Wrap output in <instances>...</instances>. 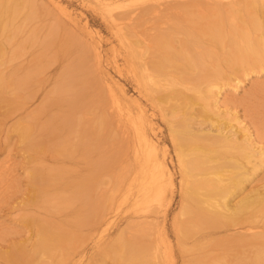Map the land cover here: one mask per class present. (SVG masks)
I'll return each mask as SVG.
<instances>
[{
  "label": "bare ground",
  "instance_id": "bare-ground-1",
  "mask_svg": "<svg viewBox=\"0 0 264 264\" xmlns=\"http://www.w3.org/2000/svg\"><path fill=\"white\" fill-rule=\"evenodd\" d=\"M91 1L87 0L89 3ZM119 1L121 0H95V4L105 9L108 16L107 21L112 29L117 31L118 40L123 48L124 66L136 83L139 93L151 102L154 112L158 110L159 116L162 117L168 126L174 151L177 154L179 171L181 172L179 191L182 199L179 207L180 211L176 215L177 218L174 215L173 223L175 228H173L176 233V244L180 254L183 255L184 263L219 264L222 260L220 264H264V226L261 231L252 232V234L249 232L251 234L249 237L252 238L251 241L245 238L246 235H242L245 229L242 226L243 230L237 229L238 232L235 235L232 233L228 238L226 237L227 239H223L220 243L218 242L219 246L223 243L225 245L220 246L219 248L221 249L214 253L209 251L211 248L207 250L209 244L205 243L208 240L209 242L213 241L210 239L215 232H209V229L224 228L228 231L230 227L242 225V212L248 211L251 213L252 211H249L252 209L251 207L255 208L258 203L261 204L264 201L259 195V189L249 191L241 200L234 202L233 198L243 188L244 184L255 175L259 167L264 165V117H260L261 111H257L254 107L255 105L252 106L253 109L251 110L249 104V108H247L251 113L250 116L253 117L251 118L250 126V124L243 123L236 115V111H233V113L228 112L225 107L226 102L219 103V95L223 92V86L227 84L224 80L228 82L234 81V88L237 89L250 72L255 73L257 70H264V20L260 15V19L257 18L262 21L257 22L258 19L254 16L255 14L258 15V4L256 5L254 0H135L138 1L136 2L137 6L132 8L130 4H128V7L125 5L127 1L125 4L123 3L126 7L120 4ZM131 1L133 2V0ZM261 1L263 2V0ZM114 3H117L120 7L124 6L125 10L121 13H116L115 11V14L113 10L117 5ZM63 4L62 0H0V30L4 31L7 28L9 30L11 29L10 26L12 27L5 42L7 45L0 43V91H2L3 95L5 94L7 97V99L5 98L6 101L9 102L10 107L13 109L11 110L12 114H10L18 117V126L24 129L22 131L27 133L28 138L31 136L32 143L30 146L33 145L32 148L36 151L39 146L41 147V144H39L42 141L41 136H44V133L48 130L50 135L47 132L46 136L51 138L53 145L57 146L60 142L58 135L62 133L60 131L62 128L59 130L60 133L58 129L56 130L59 134L51 131L54 129L51 128V123L54 120L63 122L65 135L60 137L65 138L64 140L67 138L70 140L73 137L77 138V136L82 134L78 132L85 130L87 127L88 130H91L89 129L91 124L96 127V129L93 127L95 130L92 133L100 136L98 138L94 136L97 140L108 136L103 134L104 132L96 133V131L99 132L97 127L100 128V131L105 129L103 127L111 128L107 127L112 121L110 119L111 114L107 113L110 101L108 96H106L107 99L102 98L104 96L102 91L107 95V89L110 90V93H113L111 92L113 88L101 85L98 75L91 73L88 69L92 64L91 62L89 64V61L93 58L89 53L79 48L82 51L79 54L81 56L77 57L78 53H76L75 57L77 58L74 59L71 56L73 59L70 61L68 59L66 64L61 61L64 62V66L59 67V65L54 68L55 71L57 70L55 73L50 71L51 66L47 63L49 61L47 59L51 56L49 51H56V49L60 51L70 50V43L66 42L71 36H74L72 33L68 34L69 32L66 37H61L58 34V30H60L58 24L61 26L62 18H55L52 15V9H56L59 16L64 15V19L67 16L72 18V15L67 11L68 5L65 6ZM262 5L263 3L261 7ZM117 8L119 10V7ZM200 13L203 14V18L198 17ZM242 13L247 15V21L242 20L240 22V18L243 17ZM19 15L22 18L15 24V20ZM188 16L191 17L190 20L193 19L192 23L188 21ZM49 17L52 18L49 21L50 23L47 24V18ZM38 19L39 22H42V25L37 26V28L34 27L32 31L29 24ZM183 22L187 23L184 24ZM193 22L201 24L199 25L201 28L197 26L194 29ZM65 23L69 27L72 24L71 19H67ZM35 24L38 25L36 22ZM45 28L46 32L44 34ZM75 31L78 33L77 30ZM25 32L27 33L26 36L21 37V40H17V37ZM2 33H6V30ZM65 39L67 40L65 41ZM14 41L15 44L13 45L12 42ZM83 43L85 45V41ZM216 44L218 45L217 48L219 45L224 48L223 54L226 58L234 55L235 52L233 51L232 53L230 49L232 46L237 51L236 55L238 56H232V60L230 59L232 62L224 60L232 64L229 74H222V70L215 71L218 70V65H221L219 63L216 66L214 63V67L208 66L209 69L206 68L207 60L204 58L205 56L214 57L216 61L218 58L221 60L220 55L217 58L218 52H216L218 53L217 55L214 53V56L211 54ZM55 45L57 46L55 47ZM212 46H214L213 49L211 48ZM33 47H35V51L27 55V52ZM86 48L85 50H87ZM95 52L97 51L95 50ZM23 56L27 58L23 61L15 62L16 59ZM92 66L94 67L93 64ZM210 71L215 72H211V74ZM239 73L243 77H239L240 75H237ZM213 74H215L214 81L212 80ZM232 75L236 76L233 78ZM205 83L208 84L205 86ZM257 85L262 86L264 82H259ZM261 88L263 90L264 87L262 86ZM10 89L12 90L11 93ZM253 90L255 89L253 88ZM8 93L9 95H7ZM89 95H93L92 98L97 96L95 100H90L93 101L90 103L93 105L95 103L97 107L101 110L103 109L99 115L94 116V110L92 116L87 109L83 108L88 102L86 99H91V97H88ZM111 97L112 103H116L119 100L116 99L117 96L115 97V95L112 96L111 94ZM20 99L25 100L21 101ZM115 103L114 105H116ZM196 104L200 106L199 109L196 108ZM120 110L121 108H118V112ZM193 110H197L196 115L193 114ZM120 114L116 113L118 117V122L116 123L120 126L122 125V128L124 127L126 130L124 133L128 144L125 147L126 153L131 154L133 164L129 159L128 162L131 165L128 164L124 167V164L121 166L124 170L121 173L119 172V174L115 173L116 176L115 178L113 177L114 181L110 188L107 189L105 186L102 187L100 185V179L104 181L106 179L105 172L103 170L100 171L99 166L101 164L99 166L93 164L94 161L87 163L90 167L88 170L86 168L90 172L87 175H82L81 173L84 170L79 169L80 164H74V162L73 166L70 164L73 167H71L72 170H66L69 168L68 166L63 170L60 167H58V170L52 167L49 176L43 173L46 172L45 170L43 171L44 166L34 164L36 166H33L38 172L37 176L33 174L36 177L31 180L37 184L36 187L35 184H32L35 187L34 191L36 190L35 194H32V197L27 200L24 197H20L21 199L16 201L17 205L13 202L15 205L12 207H8L9 204L7 205L8 210H13V208L15 210L17 206H26L27 210L24 208L25 212L23 210V212L19 213L23 218L25 215L26 222L31 225L34 224L36 236L34 237L35 233L29 231L34 237L32 240L34 241L32 252L34 251L35 257L32 256L27 259L39 256L42 257V259L38 257L39 260L41 259L42 264L46 260L48 264H68L71 260L70 264H78L79 260H75V257L71 258L73 255L71 253L67 254L68 252L65 251L66 247H69V244L67 246V241L70 238L65 239V242L63 237L65 235L67 238L71 234L69 231H73L72 228H68L73 220L79 218L73 224H76V222L82 223L83 221L86 222L90 215L92 216L90 214L85 217L87 212H84L85 214L82 216L79 212L82 208L87 209V211L91 208L97 210L98 206L102 205V207H99L101 214H96L94 221L91 218L93 222L88 221L91 225L98 224L91 231L97 232L92 245L96 253L93 256L90 255L91 258L88 264H177V253L173 251L171 241L168 242L163 238L158 229L159 223L154 217L150 216V214L155 215L158 212H165V215H167L169 206L173 204L176 181L167 160L168 149L166 147L162 152L159 150L160 142L158 130L154 126L156 124L153 121L154 117H150L138 106L135 107L134 111H129L123 115ZM198 117H203L205 122L206 120L211 121V126L209 125L210 128L208 130L203 126H199L204 122L201 121V124L200 121H197L196 118ZM83 122L84 125H81ZM85 122H87V126H85ZM111 123L113 124V121ZM229 125L230 130H234L232 135L228 131H224V128H228L227 126ZM82 126H84V129ZM35 132L39 135L38 138L34 136ZM86 132L89 135L92 134L90 131ZM239 132L240 134L242 133L241 137H238ZM77 133L78 135H76ZM83 135L85 136V134ZM113 135L115 138V134ZM40 137L41 139L38 142ZM124 140H122V144ZM72 141H74V138ZM79 141L81 140L79 139ZM92 143V148L96 150L98 146ZM72 144L74 146L77 145L76 147L78 148L77 141ZM85 144L86 148H88L87 141ZM93 145L97 147H93ZM113 145L115 144L113 143ZM125 148L123 145V150ZM37 152L40 153L39 149ZM89 152H87L88 155ZM102 152L105 153L102 154V157H105L106 160L109 155L111 157L113 155L109 153L106 157V151ZM69 155L72 157V153ZM99 155L97 159H101ZM37 157L38 159H36ZM71 157L69 156V159L74 160ZM9 158L11 157H8L5 161L7 163L6 169L3 167L4 164L1 165L5 171L0 173V198L5 196L6 200H9L10 196H12L11 193L14 194L17 189L14 177H8L11 172L9 171V173L7 168H11L10 170L13 172L15 169V167L12 169L15 164L10 160L8 162ZM31 158L36 161L40 157L34 156L32 153ZM105 158L103 159L105 160ZM95 161L98 160L95 159ZM42 162H38V164L42 165ZM84 166L83 168H85ZM1 171H3L2 168ZM13 172L11 173L12 175ZM69 177L71 179L72 177L76 178L70 180ZM32 185L31 192L34 188ZM97 191L98 194H96ZM27 201L31 207L26 203ZM76 201H82L83 204L81 203L80 207H78L79 210L73 209V213L70 212V215L74 214L72 219H68L71 218L68 214L64 215L69 216L68 218L65 217V219L56 217V215L59 217L61 215L62 209L60 207L62 204L65 203L64 208L73 207ZM34 202L41 204L43 209L51 206L45 210L46 213L50 212L52 215L60 209L57 212L60 215H54L55 219L59 220V222L56 220L57 225L54 224L55 222L50 218V215L48 220L47 217H43L46 213L43 215L44 210L41 213V208L38 211V205L34 206L36 205ZM129 203L132 205L130 206L132 208L130 211L139 220L133 219L132 222L129 220V224L126 227L124 226L125 228L117 237L112 236L111 238L108 234L110 222H108L109 217L107 215L109 214L107 210L118 209L122 205ZM18 211H20V208H18ZM247 213L246 215H248ZM258 217L257 215H252L251 218H247L248 229L251 230L257 227V225H251V223ZM250 219L251 221H249ZM65 224L69 225L66 226L68 229H66ZM84 224L82 225L83 227ZM29 229H32V227ZM207 229L209 230L208 232H206ZM72 234L75 235L76 233L73 232ZM77 238L79 239V237ZM71 240L73 239L71 238ZM255 245L258 247H254ZM69 249L77 250L75 246L69 247L67 250ZM58 252L62 255L61 257L58 256ZM43 259L46 260L44 261Z\"/></svg>",
  "mask_w": 264,
  "mask_h": 264
},
{
  "label": "rangeland",
  "instance_id": "rangeland-1",
  "mask_svg": "<svg viewBox=\"0 0 264 264\" xmlns=\"http://www.w3.org/2000/svg\"><path fill=\"white\" fill-rule=\"evenodd\" d=\"M93 1V2H92ZM91 1V3H89V2H87V0H62V2L64 3L63 5H65V6H67L68 5V9H67V11L69 12V14H71L72 15V18H70L69 16H67L66 17V19H64L63 18V16L64 15H62V16H59L58 14H57V10L56 9H52V11H53V13H52V15H54V17L55 18H62V23H61V26H60V24H58L59 25V29L60 30H58V34H59V36H65L66 37V35H68V34H70V33H72V35H74V36H71V37H75L74 38V40H73V38H71L70 37V39L66 42V43H70V46H69V49H70V47H71V49L70 50H68V51H60V50H57L56 49V51H54V50H52V51H49V52H51L49 55H51V56H49V58L47 59V60H49L47 63L49 64V66H51L50 67V71L52 72V73H55L56 71H55V69L54 68H56V67H58L59 65V67H62V66H64L67 62H68V59H69V61L71 60V59H75V58H77V57H79V56H81V55H79V54H81L82 53V51H85V52H87V53H89L93 58H91V61H89V64H90V62L94 65V67L92 66V64H91V67L90 68H88L90 71H91V73H93V74H95V75H98V79H99V81L102 83H100L101 85H103V86H105L106 85V87H112L113 88V90L111 91V92H113V93H115L114 95H115V97L117 96V102L115 103L116 105H114V103H112V97H111V94H112V96H114L113 95V93H110L109 91L110 90H108L107 89V95H106V93L104 92V91H102V94L105 96H103L102 98L103 99H107V97L106 96H108V99H109V109L107 110V113H109V114H111V117H110V119L113 121V124L110 122V124H108V126L107 127H111V128H106V127H103V128H105V129H103V130H106V131H108V132H106V131H103L102 129H101V131H100V128L99 127H97L98 129H99V132L98 131H96V133H100V132H104L103 134H106V135H108V136H105V137H103L102 139H95V137L94 136H97L96 138H98V137H100V136H98V135H96L95 133H92V132H94V130L96 129V127L93 125L92 126V124L91 125H89V129H91V130H88L87 128L85 129L86 131H90L91 133V135H89V133L88 132H86L85 130H83V131H80V132H78L79 134L80 133H82V134H80L79 136H77V138L76 137H73L74 138V141H72L73 140V138H71L70 140L67 138L66 140H64L65 138H62V137H64V135H65V133H64V128H63V122L61 123V121L60 122H58V120H54L52 123H51V128H54L53 130H51L52 132H55V134H57L58 133V131L60 130L62 133L61 134H59L60 133V131H59V140H60V142L57 144V146H54L53 145V143H52V141H51V138H49L48 136H46L47 134H49V130L48 131H46L45 133H44V136H41L42 137V141H40V139H41V137L38 139V142H39V144H41V147L39 146V144H38V149H39V151H40V153L39 152H37L38 151V149H37V151L36 150H34L33 148H32V146H30L31 145V136L28 138L27 137V133L25 132H23L24 131V129H22V128H20L19 126H18V117H16V116H13V115H11L12 113V111L11 110H13L12 109V107H10V104H9V102H7L6 101V99H7V97L5 96V94L3 95L2 94V91H0L1 93H0V167L3 169V171H1V168H0V173H3L4 171H5V169H6V165H7V163L5 162L6 161V159L8 158V157H11V158H9L8 159V162H12L13 164H15V165H13L12 166V169H14V167H15V169H14V172L16 173H14L12 170H10L11 168H7V170H8V172L10 171L11 173L13 172V175L10 173V174H8V177H10V176H12V177H14V179H15V182H16V184H17V189L14 191V194L13 193H11L12 194V196H10V199L9 200H6V198H5V196H4V198H0V227H1V230H0V264H42L41 263V259H42V257H39V258H41L40 260L38 259V257L36 256V258H34L35 257V255H34V251L32 252V250H33V242L34 241H32L33 239H34V237L36 236V232H35V228H34V224L33 225H31L29 222H26V218H25V215H24V218H23V216L20 214L21 212H23V210H24V208L26 207H19V206H17V209L15 208V210H14V208H13V210H11V209H7L8 207H12L13 205H17V199L19 200V199H21V198H25V200H27V199H30V197H32L31 195L32 194H35V192H36V190L34 191V189H35V187L37 186V184H35V183H33V181H31V180H33L34 179V177H36L38 174V172L36 171V169L34 168V166H36V165H34V164H37V165H39V166H44L43 167V171L45 170L46 172H43L42 170H41V172H43V173H45L46 174V176H49V174H51V169H52V167L53 168H55V169H59L58 167H60V169H66L67 168V166L69 167V168H67L66 170H72V166H73V162H74V164H80V168L79 169H82V170H84V172H82L81 174L83 175H87V174H89L90 172L89 171H87L90 167L87 165V163L88 162H93V164H97L98 166H99V164H101L99 167H100V171H104L105 172V177H106V179H105V181L104 180H102V179H100V185H102V187H104L105 186V188H110L111 187V184H113V181H114V178H115V176H116V174H119V172L121 173L124 169L121 167V166H123L124 164V167L125 166H127L128 164H130L131 165V163L133 164V160L131 159V154L129 155V154H127L126 153V148L125 147H127L128 146V144H127V142H126V140L127 139H125V135H124V133H125V128L123 127L122 128V125L120 126V125H118V123H116V122H118L117 121V119H118V117H117V115H116V113H121L120 115H123V114H125V113H127V112H129V111H134V109H135V107L136 106H138L139 108H141V109H143L150 117H154L153 118V121H155L154 122V126L157 128L156 130H158L157 131V133H158V136H159V142H160V144H159V150L162 152V150L164 149V148H166L167 147V149H168V153H167V160H168V162H169V167L171 168V170L173 171V175H174V178H175V181H176V184H175V193H174V200L172 201V203L173 204H171L169 207V210H168V212H167V215H165L166 213L165 212H158V213H156L155 215L154 214H150V216H152V217H154L155 218V220L159 223V232H161V234H162V236H163V238L166 240V241H168V242H170L171 241V244H172V249H173V251L175 252V253H177L176 254V260H177V264H185L184 263V259H183V255H181L180 254V250H179V248L177 247V244H176V233H175V230H174V215H175V217H176V215L179 213V207H180V204H181V199H182V197H181V194H180V180H181V172L179 171V167H178V160H177V154H176V152L174 151V145H173V142H172V140H171V137H170V135H169V132H168V126H167V124H166V122L162 119V117L161 116H159V113H158V110L157 111H155L154 112V110H153V107H152V104H151V102H149L142 94H140L139 93V90L137 89V87H136V83L134 82V80L130 77V75L128 74V70H126V67L124 66V57H123V48L121 47V44H120V42H119V40H118V34H117V31L116 30H114V29H112V27H111V25H110V23L107 21L108 20V16H107V12L105 11V9H102L101 7H99L98 5H96L95 3V0H92ZM113 1H116V0H113ZM127 1V2H126ZM255 1V3H256V5H257V7H258V9H257V11H258V15H254V16H256V19H260V15H261V18H263V20H264V13H263V6H264V0H263V2L261 1V0H254ZM120 2V4H122V5H124L125 4V2H126V6L128 7V4H130L131 6L130 7H132V8H135L137 5H136V2H138V1H135V0H133V2L131 1V0H124V1H119ZM119 2H117L118 4H119ZM258 2V3H257ZM89 3V4H88ZM117 3H114V4H116L117 5V7H119V10H118V8L117 7H115L114 8V13H115V11H116V13H118V12H123L124 10H125V7L124 6H119ZM124 3V4H123ZM260 3V4H259ZM263 3V5H262V7H261V4ZM114 4H113V6H114ZM133 4V5H132ZM53 6V5H52ZM51 6V7H52ZM111 8H113V7H111ZM122 8H124V9H122ZM262 8V9H261ZM126 9H128V8H126ZM130 9V8H129ZM56 10V11H55ZM262 10V11H261ZM192 13H193V11H191ZM104 13V14H103ZM115 13V14H116ZM256 13V12H255ZM51 15V16H52ZM245 13L243 14L242 13V16L243 17H241V18H243V19H241L240 18V22L242 21V20H248V19H246L247 18V15H245ZM196 16H198V15H196ZM189 17V16H188ZM198 17H202L203 18V14H199V16ZM244 17H245V19H244ZM258 17V18H257ZM20 18H22L21 17V15H19L17 18H16V20H15V24H17L18 22H19V19ZM51 18L52 17H49V18H47V24H49L50 22L49 21H51ZM197 18V17H196ZM200 18H198L199 20H200ZM67 19H71V23L72 24H70V26H72V27H67L66 26V23L65 22H67ZM189 20V22L190 23H192V20H190L191 19V17H189L188 18ZM259 19H258V21L257 22H260V21H262V20H260L259 21ZM187 21V22H188ZM195 21H196V19H195ZM17 22V23H16ZM35 22L36 23H38V25L37 24H35ZM186 22V23H187ZM188 22V23H189ZM89 23V24H88ZM184 23V22H183ZM186 23H184V24H186ZM197 23V24H196ZM193 22V26H194V29H195V27H199V28H201L199 25H201V24H198V22ZM14 24V25H15ZM46 24V25H47ZM250 24V23H249ZM30 26H31V29H32V31H33V29H34V27H36L37 28V26H39V25H42V22L40 21L39 22V19L36 21H34L33 23H30L29 24ZM33 27V28H32ZM65 27V28H64ZM248 27H249V25H248ZM10 28L12 29V27L10 26ZM69 28V29H68ZM250 28V27H249ZM11 29H9L8 30V28L7 29H5L6 30V33H2V32H5V30L3 31V30H0V43L1 44H3V45H5L6 43V40H7V37L9 36V34H10V32H11ZM9 32H8V31ZM75 30H77V32L78 33H76V31ZM252 30V29H251ZM72 31V32H71ZM45 32H46V28L44 29V34H45ZM60 32V33H59ZM69 32V33H68ZM43 33V32H42ZM68 33V34H67ZM3 34V35H2ZM5 34H8V35H5ZM26 32L25 33H21L18 37H17V40H21L23 37H25L26 36ZM78 34V35H77ZM4 36V37H3ZM83 36H85L84 38H83ZM22 37V38H21ZM58 37V36H57ZM69 37V36H68ZM67 37V38H68ZM21 38V39H20ZM58 38H60V37H58ZM39 39H41V38H39ZM79 39V40H78ZM80 39H82L81 41H82V43L85 41V45H84V43L82 44L81 43V41H80ZM85 39V40H84ZM67 39H65V41H66ZM89 40V41H88ZM64 41V42H65ZM73 42H75V43H73ZM78 42H79V44H78ZM88 42V43H87ZM7 43H9V42H7ZM89 43H91L90 45H89ZM12 44L14 45L15 44V41L14 42H12ZM86 44H87V46H86ZM7 45V44H6ZM72 45V46H71ZM79 45V46H78ZM82 45H84V46H82ZM57 45H55V47H56ZM65 46V45H64ZM87 48H86V47ZM91 46V47H90ZM217 44H216V46L214 47V46H212L211 48L213 49V47L215 48V49H217V50H215L214 49V51L212 50L211 52V54L213 55L214 53L217 55L218 53V55H217V58H218V56L221 58V60L218 58L217 59V61H216V59H214V57H208V56H205L204 58L207 60L206 61V68H208L209 69V67L208 66H212V67H214V63H215V66L216 65H218V63L219 64H221V65H218L217 67V69L218 70H215V71H220V70H222V74L224 73H230L231 72V68H230V66L232 65V64H230L229 62H226V61H231L232 59H231V57L232 56H238V55H236L237 53V51H235V49H234V47L232 48L231 46V50H232V53H233V51L235 52L234 53V55H232L231 57L229 56L228 58H226L225 57V55L223 54L224 52H223V47H221L220 45H219V47H221V48H217ZM55 47L53 46V48L55 49ZM78 47V48H77ZM84 47V48H83ZM91 49H90V48ZM92 47H94V48H92ZM208 47V46H207ZM8 48H9V46H8ZM8 48H7V51H8ZM73 48H74V51H73ZM82 50V51H80V49ZM85 48L87 49V50H85ZM78 49V50H77ZM89 49H90V51H89ZM234 49V50H233ZM75 50H76V52H75ZM94 50V51H93ZM95 50L97 51V52H95ZM222 50V51H221ZM32 51H35V47H33V48H31V50H29L28 52H27V55H29L30 54V52H32ZM93 51V53H91ZM220 51V52H219ZM216 52H218V53H216ZM58 53V54H57ZM75 53V54H74ZM76 53H78L77 55V57H75L76 56ZM98 53V54H97ZM58 56H57V55ZM53 55L55 56L54 58H53ZM66 55V56H65ZM70 55V56H69ZM74 55V56H73ZM95 55H97V57H95ZM222 55H223V57H222ZM64 56V57H63ZM68 56V57H67ZM71 56L73 57V58H71ZM214 56V55H213ZM59 57V58H58ZM70 57V58H69ZM25 58H27V57H21V58H18V59H16L15 60V62H20V61H23V60H25ZM67 58V59H66ZM96 58V59H95ZM224 58H226V59H224ZM66 59V60H65ZM93 59H95L94 61H93ZM215 61H214V60ZM231 59V60H230ZM58 60H60V61H58ZM209 60V61H208ZM224 60H226V61H224ZM61 61H64L65 62V64H64V62H61ZM99 61V62H98ZM50 62V63H49ZM53 62V63H52ZM56 64H55V63ZM98 62V63H97ZM210 62H213V63H210ZM232 62V61H231ZM63 64V65H62ZM229 64V65H228ZM54 65V66H53ZM90 66V65H89ZM95 68V69H93V68ZM240 68V67H239ZM59 69V68H58ZM230 69V70H229ZM61 70H62V68H61ZM92 70H94V71H92ZM59 71V70H58ZM97 71V72H96ZM99 71V72H98ZM215 71H213V72H215ZM196 72H197V70H196ZM212 71H210V73H211ZM212 72V73H213ZM101 73V74H100ZM211 73V74H212ZM237 75H240L239 77H243V75L242 74H237ZM101 76V77H100ZM128 76V77H127ZM236 75H232V77L234 78ZM214 77H215V74H213L212 75V80L214 81ZM101 79V80H100ZM103 80H104V83H103ZM256 80V81H255ZM225 81V83H227L225 86H223V92L219 95V103H223V102H226V108H227V111L229 112L230 111V113L232 112L233 113V111L235 112H237L236 113V115L243 121V123L244 124H250L251 123V118H253V117H251L250 115H251V113H250V111H248L249 109V104H250V107H251V110L253 109V107L252 106H254L255 107V109L257 110V111H261V113L259 114L260 115V117H264V88H263V90H262V86L264 87V85H262V86H260V85H257V84H259V82L260 83H262V82H264V70H257V71H255V73L254 72H250L249 73V75L247 76V77H245L244 78V80H243V82H241V84L239 85L240 87H238L237 89L236 88H234V81H226V80H224ZM223 81V82H224ZM258 81V82H257ZM109 83V84H108ZM108 84V85H107ZM208 83H205V86L207 85ZM252 86V87H251ZM255 86H256V88H255ZM259 87V88H258ZM253 88L255 89V90H253ZM261 88V89H260ZM103 90V89H102ZM11 89H10V93H11ZM95 92H96V90H94ZM100 91V90H99ZM101 92V91H100ZM97 93V92H96ZM13 94V93H12ZM7 95H9V93L7 94ZM126 96V97H125ZM13 97V96H12ZM88 97H91V99H89V98H87L86 100L88 101L84 106H83V108L86 110H88L89 111V113H90V115H92V114H94V116L95 115H99L100 113H101V111L103 110H101L99 107H97V104H95L94 103V105L92 104V103H90V102H93V101H90V100H95L96 98H97V96H94V98H92L93 97V95L92 96H88ZM6 98V99H5ZM21 100V99H20ZM25 100V99H24ZM23 99L21 100V101H24ZM245 104H247V105H245ZM88 105V106H87ZM111 105V106H110ZM129 105V106H128ZM197 105V104H196ZM123 106V107H122ZM88 107V108H87ZM90 107V108H89ZM108 107V106H107ZM237 107V108H236ZM248 107V108H247ZM94 108V109H93ZM118 108H121V110L118 112ZM125 110H124V109ZM196 108H200V106L199 105H197V107ZM263 108V109H262ZM98 109H100L99 111H98ZM129 111H128V110ZM8 110H10V111H8ZM94 110H95V112H94ZM194 111V113L193 114H195L196 113V111L197 110H193ZM94 112V113H93ZM225 112V111H224ZM11 113V114H10ZM114 115H116V116H114ZM196 115V114H195ZM93 116V115H92ZM194 116V115H193ZM91 117V116H90ZM113 117H115V118H113ZM91 118H93V117H91ZM45 119H47V117H45ZM197 119V121H200V123L202 124V122H204L202 125H199V126H203L204 128H206V130H208V128H210V126H211V121L209 120V121H207L206 120V122H205V120L203 121V117H198V118H196ZM199 119V120H198ZM48 120V119H47ZM202 121V122H201ZM50 122V121H49ZM54 123H56V124H54ZM86 123V125L85 126H87V122H85ZM90 123V122H89ZM114 123H115V125H114ZM233 124L234 125H236V123L235 122H233ZM81 125H84V122L81 124ZM210 125V126H209ZM17 126V127H16ZM112 126H115V127H112ZM250 126H251V124H250ZM19 127V128H18ZM83 127V129H84V126H82ZM93 127H95V129H93ZM101 127V128H102ZM159 127V128H158ZM215 128H216V126H214ZM228 128H224V131H228V133L230 134V135H232V134H234L233 133V129H231L230 130V125L229 126H227ZM56 128V129H55ZM117 128V129H116ZM120 130H119V129ZM58 129V131H56ZM23 130V131H22ZM63 130V131H62ZM86 133H85V132ZM48 132V133H47ZM123 132V133H122ZM47 133V134H46ZM78 133L76 134V135H78ZM117 133H118V135H117ZM160 133H161V135H160ZM83 134H85V136H88V137H85ZM113 134H115V138H114V135ZM239 134V136L238 137H241V135H242V133L240 134V132L238 133ZM50 135V134H49ZM93 135V136H92ZM120 135V136H119ZM29 136V135H28ZM34 136L35 137H39V135L35 132V134H34ZM60 136H62V137H60ZM90 136H91V138H90ZM112 136V137H111ZM119 136V137H118ZM46 137H48V138H46ZM81 137H84V138H82L81 139ZM108 137V138H107ZM117 137V138H116ZM124 137V138H123ZM45 138V139H44ZM61 138V139H60ZM81 140V141H79V139ZM94 138V139H93ZM29 139V140H28ZM85 139V141L83 142V140ZM92 141H91V140ZM119 139H121V140H119ZM125 139V140H124ZM48 140H50V141H48ZM90 140V141H89ZM109 142H108V141ZM115 142H114V141ZM122 140H124L123 141V144H122ZM47 141V142H46ZM77 141V144H78V148L76 147L77 145H73L72 143L73 142H76ZM79 141V142H78ZM87 141V147L88 148H86V144H85V142ZM89 141V142H88ZM94 141V142H93ZM107 141V143H105ZM112 141V142H111ZM42 142H44V143H42ZM63 142V143H62ZM84 144H83V143ZM93 142L95 145H97L98 146V148H96V150H94L93 148H92V145H91V143ZM98 142V143H97ZM125 142V143H124ZM56 143V142H55ZM69 143V145H67ZM92 143V144H93ZM97 143V144H96ZM113 143L116 145H113ZM65 144V145H64ZM72 144V145H71ZM80 144V145H79ZM99 144V145H98ZM109 144V145H108ZM163 144V145H162ZM91 145V146H90ZM100 145H101V147H100ZM123 145H124V150H123ZM60 146V147H59ZM70 146H72L71 148H70ZM81 146V147H80ZM97 146H94L93 145V147H97ZM105 146V147H104ZM109 146V147H108ZM121 146H122V149H121ZM50 148V149H48V148ZM52 147V148H51ZM86 149H84V148ZM104 149H103V148ZM119 147V148H118ZM69 148V149H68ZM92 148L93 149V151H92V149L90 150V149ZM107 148V149H106ZM117 148H118V150H117ZM101 149V150H100ZM53 150V151H52ZM54 150H55V152H54ZM100 150V151H99ZM36 151V152H35ZM90 151V152H89ZM102 151H106V157H107V155H109V153L110 154H113L112 155V157L109 155V157H107L108 159L106 160V158L105 157H102V154H105L104 152H102ZM108 151V152H107ZM65 152V153H64ZM87 152H89V155H88V153ZM102 152V153H101ZM32 153L34 154V156H39L40 158H39V160H36V161H34L32 158H31V156H32ZM37 153V155H35ZM72 153V157H71V155H69V154H71ZM76 153V154H75ZM101 153V154H100ZM108 153V154H107ZM115 153V154H114ZM117 153V154H116ZM8 154H11V155H8ZM39 154V155H38ZM65 154V155H64ZM84 154H85V156H84ZM100 154V155H99ZM51 157H50V156ZM55 157H53V156ZM56 155V156H55ZM67 155H68V160H67ZM98 155L100 156V158L101 159H97V158H99L98 157ZM128 157H127V156ZM69 156L71 157V158H73L74 160H72V159H69ZM88 156V157H87ZM76 157H78V158H76ZM80 157V158H79ZM84 157H86V158H84ZM90 157V158H89ZM127 157V158H126ZM130 157V158H129ZM52 158H54V159H52ZM60 158H61V160H60ZM66 158V159H65ZM103 158H105V160L103 159ZM121 158V159H120ZM172 158V159H171ZM12 159V160H11ZM36 159H38V157L36 158ZM59 159V160H58ZM63 159V160H62ZM77 159V160H76ZM84 159H87V160H84ZM95 159L96 160H98V161H95ZM124 159V160H123ZM130 159V161H131V163L130 162H128V160ZM10 160V161H9ZM44 161V162H42V161ZM58 160V161H57ZM114 160H116L115 162H114ZM172 160V161H171ZM32 161V162H31ZM34 161V162H33ZM87 161V162H86ZM105 161V162H104ZM107 161V162H106ZM2 162V163H1ZM38 162H42V165H40V164H38ZM59 162H61V163H59ZM64 162V163H63ZM104 162V163H103ZM120 162V163H119ZM12 163H11V165H12ZM51 163H53V164H51ZM108 163H111V164H108ZM121 163H123V164H121ZM173 163V164H172ZM4 164V165H3ZM59 164V165H58ZM72 166H71V165ZM84 164H85V166H84ZM107 166H106V165ZM119 164V165H118ZM121 164V165H120ZM1 165H3V167L5 168H3ZM34 165V166H33ZM47 165V166H46ZM58 165V166H57ZM65 165V166H64ZM70 165V166H69ZM103 165V166H102ZM111 165V166H110ZM83 166L85 167V168H83ZM175 166V167H174ZM17 167V168H16ZM66 167V168H65ZM72 167V168H71ZM105 168V169H103V168ZM117 167V168H116ZM45 168H47V169H45ZM86 168H87V170H86ZM106 168H107V170H106ZM110 168H111V173H110ZM114 168V169H113ZM119 169V170H118ZM122 169V170H121ZM17 170V171H16ZM34 171V172H33ZM107 171V172H106ZM117 172V173H116ZM100 173V172H99ZM113 173V174H112ZM116 173V174H115ZM19 174V175H18ZM33 174L34 175H36V176H33ZM14 175H17V176H14ZM114 175V176H113ZM99 177H100V175H98ZM97 176V177H98ZM17 177H18V179H17ZM32 177V178H31ZM44 177H45V175H44ZM99 177H98V179H99ZM114 177V178H113ZM74 178H76V177H72V179L74 180ZM103 178V177H102ZM69 179L70 180H72L70 177H69ZM180 179V180H179ZM76 180V179H75ZM111 182H110V181ZM29 181V182H28ZM35 181V180H34ZM103 181V182H102ZM20 182V183H19ZM31 182V183H30ZM104 182H106V183H104ZM36 183H38V182H36ZM253 183V184H252ZM32 184H35V187L32 185ZM107 184V185H106ZM20 185V186H19ZM31 185L34 187L33 188V190H32V192H31ZM264 165H263V167L262 166H260L259 167V169H258V171H256V173H255V175L252 177V178H250V180L246 183V184H244V186H243V188L241 189V190H239L238 192H237V195L235 194L234 195V202L235 201H237V200H241L242 199V197L247 193L248 194V192L249 191H252L253 189H259V191L261 192V194H260V192H259V195L262 197V201L264 200ZM14 189V188H13ZM260 189H263V190H260ZM91 191H92V189H91ZM94 193H95V191H94ZM96 194H98V191H97V193ZM250 194V193H249ZM1 196V195H0ZM2 197H3V195H2ZM21 197V198H20ZM15 200V201H13V200ZM12 200V201H11ZM6 201V202H5ZM31 201V200H30ZM15 204H14V203ZM40 202V201H39ZM6 203V204H5ZM12 205H11V204ZM26 203H28V201L26 202ZM81 203H82V201H76V203H74V205H73V207L72 206H70V207H67V208H64V205H65V203L64 204H62L61 205V209H62V211L60 212L61 213V215L59 214V213H57L60 209H58V211L56 212V213H53V215H52V213H50V212H48V213H46V208H50L51 206H49V207H45L44 209L42 208V205L41 204H36L35 202H34V204H36V205H34V206H37L38 205V207H37V209H38V211H39V209L41 210L40 212L42 213L43 212V210H44V212L42 213L43 215H44V213H46V215L45 216H43V217H47V220H48V218L50 217L54 222H52V223H54V224H56L57 225V221L59 222V218H61V219H65V217L66 218H68L67 216H64V215H66V214H68V215H70V212H72L73 211V209L74 210H79V208L78 207H80V205H81ZM5 205V206H3V205ZM9 204V205H8ZM29 204V203H28ZM76 204V205H75ZM83 204V203H82ZM7 205H8V207H7ZM30 205V204H29ZM130 206H132L130 203L129 204H124V205H122L120 208H112V209H110V210H107V213L109 214V215H107V217H109L108 218V222H110V227H109V231H108V234L110 235V237L112 238V236L113 237H117V235L129 224V220H130V222H132L133 221V219H136V217L133 215V213H132V211H130V210H132V208L130 207ZM29 207H31V205L29 206ZM99 207H102V205L101 206H98V208H97V210L96 209H88V211H90V212H88L87 211V209L85 210L84 208H80L81 209V211H79L80 212V214L83 216L85 213L84 212H87V214L85 215V217H88V215H90V214H92V216L90 215L88 218H87V221L86 222H82V223H77L76 222V224H73L74 222H75V220H78V219H75V220H73L72 221V223H70V226L69 225H67V224H65V227L66 226H69L68 228H72L73 229V231L72 232H70L69 231V233H71L70 234V236H67V238H66V236L64 235V237H63V240H65V239H68V238H70L68 241H69V243H68V241H67V246H68V244H69V247L71 248V247H76L77 248V250L75 249V250H67L68 248L66 247V252H68L67 254H72L73 256H71V258H74L75 257V260L77 259V261L79 262L78 264H86V262H87V264H88V262H89V259L91 258V256L90 255H94L95 253H96V251H95V249H93L92 248V245H93V239L95 238V236L97 235V232L95 233L94 231L93 232H91L92 231V229L94 228V226H98V224H96V225H94V224H90L89 222L91 221V222H93L94 221V219H96L94 216L96 215V214H101V211H100V208ZM264 201L263 202H261V204H259L258 203V205L255 207V208H253V207H251L252 209H250L249 211H252L251 213L250 212H245V211H243L242 212V214L241 215H243V217H242V225H240V226H235V227H230L229 228V230L227 231L226 229H224V228H215L216 229V231H215V229H207V231L206 232H215V233H213V236H212V238L210 239V240H213V241H211V242H209V240L207 241V242H205L206 244H209V247L207 248V250L209 249V248H211V250H209V251H211L212 253H214V252H216L217 250H219V249H221V248H219L220 246L222 247V245L224 246L225 245V243H223L222 245H220L219 246V243L224 239H227L228 238V236H230V235H232V233L235 235L238 231H237V229H239V230H243L244 228V234H243V232H242V235L244 236V235H246L245 236V238H247L248 240H250L251 241V237H249V236H251V234H252V232H257V231H261L262 230V227L264 226ZM18 208H20V211H18ZM70 208V209H69ZM7 209V210H6ZM25 210H27L26 208H25ZM25 210H24V212H25ZM67 210V211H66ZM162 210V209H161ZM16 211H18V212H16ZM255 211V212H254ZM20 212V213H19ZM94 212V213H93ZM96 212V213H95ZM127 212V213H126ZM245 212V213H244ZM63 213V214H62ZM73 213V212H72ZM83 213V214H82ZM106 213V214H107ZM162 213V214H161ZM246 213L248 214V215H246ZM255 213V214H254ZM56 214H59L60 215V217L58 216V215H56ZM94 214V215H93ZM246 216H245V215ZM50 215V216H49ZM54 215H56V217L58 218H56L55 219V216ZM72 215H74V214H72ZM72 215H70L71 216V218H68L69 220L70 219H72L73 218V216ZM80 215V216H81ZM252 215H257V216H259L258 217V219H256L255 221H253L252 223H251V225H257V227L255 228V229H248V219L249 218H251L252 217ZM53 216H54V218H53ZM64 216V217H63ZM134 216V217H133ZM158 217H160V218H158ZM49 218V219H50ZM91 218L93 219V221L91 220ZM166 218H167V220H166ZM177 218V217H176ZM248 218V219H247ZM111 219V220H110ZM57 220V221H56ZM136 220H139V219H136ZM247 222H246V221ZM50 221V220H49ZM89 221V222H88ZM249 221H251V219L249 220ZM136 222V221H135ZM247 224H246V223ZM85 223V224H84ZM89 223L90 224V226H88L87 224ZM112 223V224H111ZM115 223V224H114ZM81 224V225H80ZM84 224V227L82 226ZM88 227H87V226ZM164 225V226H163ZM247 225V226H246ZM29 226V227H28ZM59 226H60V223H59ZM93 226V227H92ZM125 226V227H124ZM242 226H244L243 227V229H242ZM30 227H32V229H29ZM61 227V226H60ZM65 227H64V229H65ZM91 227V228H90ZM174 227V228H173ZM67 227H66V229H68ZM76 228V229H75ZM79 228V229H78ZM165 230H164V229ZM167 228V229H166ZM259 228V229H258ZM71 229V230H72ZM248 229V230H247ZM32 232V233H35L34 234V237L31 235L32 233L30 232V231ZM33 230V231H32ZM226 230V231H225ZM218 231V232H217ZM246 231V232H245ZM76 233L75 235L74 234H72V233ZM80 232V233H79ZM251 234H250V233ZM68 233V232H67ZM68 233V234H69ZM86 233V234H85ZM165 233V234H164ZM168 233V234H167ZM218 235H217V234ZM250 235H249V234ZM79 234H80V236H79ZM31 235V236H30ZM67 235V234H66ZM72 236H74V237H72ZM79 237V239L77 238V237ZM169 236V237H168ZM33 237V238H32ZM83 237V238H82ZM227 237V238H226ZM71 238L74 240H71ZM75 238H77V239H75ZM220 238V239H219ZM230 238V237H229ZM244 238V239H245ZM87 239V240H86ZM171 239V240H170ZM76 240V241H75ZM84 240V241H83ZM20 241V242H19ZM27 241V242H26ZM83 241V242H82ZM16 242V243H15ZM65 242H66V240H65ZM219 242V243H218ZM224 242V241H223ZM255 242H256V240H255ZM173 243H174V245H173ZM213 243V244H212ZM22 244H24V245H22ZM11 245V246H10ZM29 245V246H28ZM71 245V246H70ZM216 246V247H215ZM175 247V248H174ZM254 247H258L257 245H255ZM21 250H20V249ZM12 249H14V250H12ZM27 249V250H26ZM175 249V250H174ZM27 251H29L28 253L29 254H31V253H33V254H31V255H29L28 253H27ZM71 251V252H70ZM15 252H16V254H17V256H15L16 254H15ZM64 252V251H63ZM59 253V252H58ZM36 254V253H35ZM65 254V253H64ZM180 254V255H179ZM13 255V256H12ZM66 255V254H65ZM32 256H34L32 259H27V258H29V257H32ZM58 256H62V255H60V253H59V255ZM17 259H16V258ZM64 257V256H63ZM79 257V258H78ZM22 260H21V259ZM24 258V259H23ZM12 259H13V261H12ZM55 259V258H54ZM29 260V261H28ZM44 261L46 260V259H43ZM71 260V259H70ZM72 261V260H71ZM71 261H69L68 262V264H70V262ZM46 262V263H45ZM44 262V264H48L47 263V260ZM221 262H222V260H221ZM221 262H219V264L221 263ZM49 264H52V263H49ZM56 264H58V263H56ZM216 264V263H215Z\"/></svg>",
  "mask_w": 264,
  "mask_h": 264
}]
</instances>
